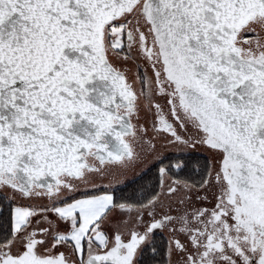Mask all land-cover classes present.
<instances>
[{"label":"snow or ice","instance_id":"6c2138e0","mask_svg":"<svg viewBox=\"0 0 264 264\" xmlns=\"http://www.w3.org/2000/svg\"><path fill=\"white\" fill-rule=\"evenodd\" d=\"M0 264H264V0H0Z\"/></svg>","mask_w":264,"mask_h":264}]
</instances>
